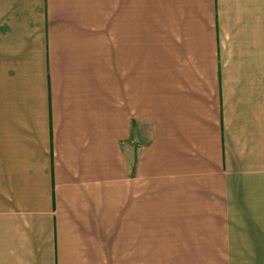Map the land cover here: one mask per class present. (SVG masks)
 I'll list each match as a JSON object with an SVG mask.
<instances>
[{
    "label": "crops",
    "instance_id": "obj_1",
    "mask_svg": "<svg viewBox=\"0 0 264 264\" xmlns=\"http://www.w3.org/2000/svg\"><path fill=\"white\" fill-rule=\"evenodd\" d=\"M259 254L264 0H0V264Z\"/></svg>",
    "mask_w": 264,
    "mask_h": 264
},
{
    "label": "rangeland",
    "instance_id": "obj_2",
    "mask_svg": "<svg viewBox=\"0 0 264 264\" xmlns=\"http://www.w3.org/2000/svg\"><path fill=\"white\" fill-rule=\"evenodd\" d=\"M249 256L251 257L252 260H254L255 262L257 261L256 258L254 257V254H245V256L243 257V260L246 261V262H249L251 263V259L249 258ZM259 258L261 259V261H264V254H259L258 255ZM258 263V262H257ZM258 264H263L262 262L261 263H258Z\"/></svg>",
    "mask_w": 264,
    "mask_h": 264
}]
</instances>
